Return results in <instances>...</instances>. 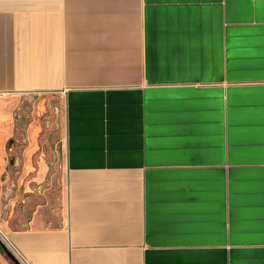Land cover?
Masks as SVG:
<instances>
[{"label":"crops","instance_id":"1","mask_svg":"<svg viewBox=\"0 0 264 264\" xmlns=\"http://www.w3.org/2000/svg\"><path fill=\"white\" fill-rule=\"evenodd\" d=\"M33 95L59 142L48 177L28 126L50 186L0 211L20 264H264V0H0V198Z\"/></svg>","mask_w":264,"mask_h":264},{"label":"flooded vegetation","instance_id":"2","mask_svg":"<svg viewBox=\"0 0 264 264\" xmlns=\"http://www.w3.org/2000/svg\"><path fill=\"white\" fill-rule=\"evenodd\" d=\"M12 118L15 124V130L14 135L8 141V143H10V147H25L27 145L26 130L28 126L34 122V120L38 119L41 123L43 131L42 135L38 138L37 146L41 152L48 149L47 157L51 161V152L55 149V145L59 142V109L56 101L52 99L46 100L35 95L23 97L18 107L13 112ZM4 194L6 197L13 196L15 194L14 186L12 184L9 185L5 189ZM22 208L23 206L19 205L17 209L20 213L24 214L25 209L22 210Z\"/></svg>","mask_w":264,"mask_h":264},{"label":"water","instance_id":"3","mask_svg":"<svg viewBox=\"0 0 264 264\" xmlns=\"http://www.w3.org/2000/svg\"><path fill=\"white\" fill-rule=\"evenodd\" d=\"M14 121H15V117H14ZM9 144L10 143H8L6 146L7 149H11ZM25 148H26V146L25 147L24 146L23 147H16V146L12 147L11 156H10L9 161H8L7 175L5 178H3L1 180V182L4 183V185L2 187V196L0 198V203H1L0 211H1L3 219L5 218V216L7 214V210L9 208L10 200L14 199L15 195L18 192L21 194L20 195V198H22L21 204H23V202L26 201L30 195H39V194L42 195L43 191L46 190L47 188H49V186H50V183L47 182V180H48L47 177L43 178V180L41 182H34V181L31 182L27 179V177H25V176L21 177L22 176V169H23L22 151ZM42 154L48 155V149H45L42 152ZM51 156H52V160L47 165V167L51 170L48 177H51V175L53 174L54 166H55V163L57 162V155H56V152L54 150H52ZM11 184L15 188V194L11 197H6L4 194V191ZM22 206H23L22 210H24L25 207H24V205H22ZM26 227H28V225ZM0 247L3 250L7 251L6 254L9 258L13 259L15 262L20 264L19 261L9 252V250L2 244L1 241H0Z\"/></svg>","mask_w":264,"mask_h":264},{"label":"trees","instance_id":"4","mask_svg":"<svg viewBox=\"0 0 264 264\" xmlns=\"http://www.w3.org/2000/svg\"><path fill=\"white\" fill-rule=\"evenodd\" d=\"M0 251L4 254V256L8 259V261L10 262V264H18L17 262H15L13 259L9 258L7 256V251L6 250H3L1 247H0Z\"/></svg>","mask_w":264,"mask_h":264},{"label":"rangeland","instance_id":"5","mask_svg":"<svg viewBox=\"0 0 264 264\" xmlns=\"http://www.w3.org/2000/svg\"><path fill=\"white\" fill-rule=\"evenodd\" d=\"M40 129H41V127H40ZM37 133L39 134V132H38L37 130H35L34 133H33L32 136H31V137H32L33 139H35L36 141H37V138H38Z\"/></svg>","mask_w":264,"mask_h":264},{"label":"built area","instance_id":"6","mask_svg":"<svg viewBox=\"0 0 264 264\" xmlns=\"http://www.w3.org/2000/svg\"><path fill=\"white\" fill-rule=\"evenodd\" d=\"M20 263V262H19Z\"/></svg>","mask_w":264,"mask_h":264}]
</instances>
